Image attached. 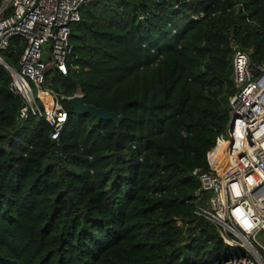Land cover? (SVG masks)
I'll list each match as a JSON object with an SVG mask.
<instances>
[{
	"label": "trees",
	"instance_id": "obj_1",
	"mask_svg": "<svg viewBox=\"0 0 264 264\" xmlns=\"http://www.w3.org/2000/svg\"><path fill=\"white\" fill-rule=\"evenodd\" d=\"M5 0H0V7ZM8 10L5 14H9ZM203 14V16H200ZM70 42L79 71L48 86L123 116L77 115L55 142L21 119L0 64V264H220L244 254L195 214L230 119L233 44L264 62V0H94ZM23 44L4 60L20 71Z\"/></svg>",
	"mask_w": 264,
	"mask_h": 264
},
{
	"label": "built area",
	"instance_id": "obj_2",
	"mask_svg": "<svg viewBox=\"0 0 264 264\" xmlns=\"http://www.w3.org/2000/svg\"><path fill=\"white\" fill-rule=\"evenodd\" d=\"M7 1L0 7V61H5L3 54L12 39H19L20 71L10 73V90L24 101L19 116L43 118L51 140L58 142L69 120L65 102L83 94L57 92L48 86L49 72L66 76L70 70L79 71L70 42L71 25L80 21L81 7L94 0H5L3 4ZM232 57L235 92L227 129L208 154V168L192 172L199 182L195 214L211 221L228 246L243 250L244 254L220 264H264V244L259 240L264 233V62H255L236 44Z\"/></svg>",
	"mask_w": 264,
	"mask_h": 264
},
{
	"label": "water",
	"instance_id": "obj_3",
	"mask_svg": "<svg viewBox=\"0 0 264 264\" xmlns=\"http://www.w3.org/2000/svg\"><path fill=\"white\" fill-rule=\"evenodd\" d=\"M8 1L1 5L3 8ZM0 64L3 65L10 73H15V69H13L7 62L0 61ZM69 106L73 112L77 115L90 114L97 120H113L116 124H119L123 116L119 115L115 112H110L105 108H100L92 104H88L85 102L84 97L80 95L73 96L69 99Z\"/></svg>",
	"mask_w": 264,
	"mask_h": 264
},
{
	"label": "rangeland",
	"instance_id": "obj_4",
	"mask_svg": "<svg viewBox=\"0 0 264 264\" xmlns=\"http://www.w3.org/2000/svg\"><path fill=\"white\" fill-rule=\"evenodd\" d=\"M207 203H208V206H210V203L208 202V200H207ZM259 240L262 242V244H264V233L260 235Z\"/></svg>",
	"mask_w": 264,
	"mask_h": 264
}]
</instances>
